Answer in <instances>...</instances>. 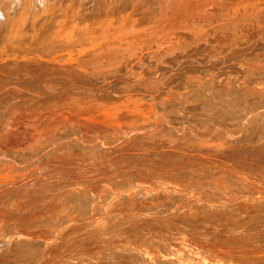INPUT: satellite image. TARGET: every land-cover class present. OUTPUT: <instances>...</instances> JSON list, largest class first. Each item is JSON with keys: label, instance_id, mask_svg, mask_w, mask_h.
Here are the masks:
<instances>
[{"label": "rangeland", "instance_id": "374dc122", "mask_svg": "<svg viewBox=\"0 0 264 264\" xmlns=\"http://www.w3.org/2000/svg\"><path fill=\"white\" fill-rule=\"evenodd\" d=\"M190 1L192 5H196L200 0ZM157 2L158 0H132L129 4L117 6L115 10V2L110 1L106 13L109 19L104 21L112 27L119 26L121 22L125 27L131 26L132 22L135 23V27L147 25L150 19L139 23L138 13L152 12L154 6L158 5ZM80 4V0H62L52 4V17L44 25H39V28H43L40 35L39 31L37 32L36 41L40 37L42 41L48 37L49 25L53 21L67 22L76 10L80 9ZM114 13L118 16H114ZM173 13L174 9L169 6L167 17ZM242 15L241 12L240 16ZM175 16L179 18L177 14ZM237 16L239 17L234 14L230 19L236 20ZM251 22L250 20L237 22V27L250 23L248 36L250 35L254 43L263 41L264 15L258 18V23L257 19ZM66 26V24L62 25V27ZM252 32L254 35H251ZM118 35V31H112L107 34V38L111 40ZM259 51L256 50L253 54ZM39 55L43 57L42 54ZM5 56L10 59L8 54ZM251 57L252 55L247 52L245 56L239 58V63ZM187 61L181 62L183 66L179 65L180 70L188 69L193 65ZM230 63L229 66L234 64V62ZM136 68L140 69V67ZM180 70L178 68L179 72L183 71ZM211 74L217 75L216 78L221 79V86H225L226 89H230L232 84H239L247 76L241 70H233L223 65L213 67ZM158 76L159 74L156 78ZM19 83L16 85L20 87L21 93L29 92V89H26V92L23 90L28 88L26 83L24 85L26 87L21 85L24 88ZM168 85L174 88V91L177 89L173 84ZM15 87L13 82L4 83L0 77V100L8 101L3 103L5 107L0 116V226L9 227L0 234V237L16 240L23 235L28 240L35 239L43 243L54 241L64 225L59 227L57 234L54 235L49 231L53 225L46 223L47 217L75 214L74 205L77 200L75 194L86 192L95 201L104 197L103 193L109 197L99 216H87L89 223L85 228L69 229L65 238H62L60 247L53 248L44 260L39 259L36 264H78L80 255L96 250L103 239L134 238L140 241L152 238L156 234L160 235V239L165 244L178 251L186 244L201 251L204 254L202 257L195 256L196 259H200L196 261L197 264H264L262 263L264 243L258 244L256 241L263 235L262 232L241 224L240 220L243 217L230 211L231 208L217 206L220 203L229 204L234 198L235 203L234 200L232 203L235 208L246 211L259 200H264V149L262 151L254 149L253 152L230 148H227L230 149L229 151L215 150L216 148H208L211 145L205 141L196 140V134L204 133L209 123L216 125L217 121H222V127H232L230 116L236 108L212 102L202 107L203 116L208 122L198 123L196 110L190 109L181 113L179 123L171 117L175 116L174 109L179 107L180 103L162 102L166 95L165 84L162 83L154 89L155 91L146 92L150 95L158 94L157 98H162L161 108L157 98L152 100V112L155 111L156 115L151 114L138 120L135 116L129 115L133 107V102L130 101L144 93L132 97L130 92H122L117 87L114 91L120 95L118 100L108 104L102 100L91 99L94 105L89 108L80 106V109H77L79 103H82L76 98L80 95L79 92L66 93L62 97L40 103L37 102L39 99L42 101L41 96L35 99L28 96L27 99L21 94L26 99L20 102L17 95L18 97L21 95L17 94ZM66 90L68 87L63 89ZM38 91L43 94L47 88L40 87ZM50 96L46 95L42 98L47 100ZM194 99L195 97H192L189 102L194 103ZM126 106L127 112H124L123 107ZM52 107L66 109L70 114L64 117L61 123L52 121ZM46 109H50L51 112L45 113ZM36 112L41 117L37 118L34 115ZM98 112L117 117L116 121L121 123V127H96L94 123H88L89 117ZM144 113L150 114L145 111ZM157 114L160 120H156ZM29 115L31 119L26 117ZM11 119L25 121L22 131L27 132L31 139L29 151L24 152L16 146L9 145V141L5 138L7 126L10 131H15L11 126L13 124ZM162 119H169L170 122H163ZM184 119L187 121H182ZM62 124L74 126L75 130L79 131L70 134L80 135L83 138L84 152L73 154V159L69 161H63L62 157L66 153L71 154L73 151L71 146L74 144L70 143L71 137L66 134ZM171 124L173 127L179 125L181 129L186 128L174 130ZM12 133H15L13 134L15 136L19 134L16 131ZM256 136H260V133ZM181 137L188 138L184 145L179 143ZM188 142L195 144L194 147L187 145ZM192 156L207 157V159L202 160L205 162L201 163ZM208 161L213 164H209ZM260 161L262 165H255ZM222 177L231 178L240 185L239 188L229 191L233 198L220 193L221 188L217 185L214 190L203 189L209 184H217ZM135 190L140 192L135 194ZM123 191L127 193H122ZM175 191L182 194L201 191L198 197L211 203L212 207L200 219L189 220L184 214L187 211L186 214L190 212L189 215H193L194 212L191 210L193 206L188 211L187 200L175 201ZM226 197H229L230 201ZM152 201L161 203L166 218L163 222L172 228L156 225L154 229L146 225L144 215L150 209L146 208L144 203ZM233 205L229 207L234 208ZM175 211L178 214H174ZM88 212L92 214L91 210ZM111 217H114V220H111ZM205 231L208 235H205ZM4 245L6 242H2V246ZM147 247L151 252L157 253L153 245ZM0 253L4 252L0 250ZM164 254L167 253L163 252ZM22 259V254L5 257L6 262L13 264ZM90 259L93 257L91 256ZM0 264L5 263L0 261Z\"/></svg>", "mask_w": 264, "mask_h": 264}, {"label": "bare ground", "instance_id": "6f19581e", "mask_svg": "<svg viewBox=\"0 0 264 264\" xmlns=\"http://www.w3.org/2000/svg\"><path fill=\"white\" fill-rule=\"evenodd\" d=\"M61 1L0 0V33L3 32L0 34V77L4 83L13 82L17 94L20 93L19 96L24 94L26 98L29 96L34 99L41 96L42 101L39 99L37 102L40 103L48 102L55 97H62L66 93L79 92L80 95L76 98L82 102L77 107L80 109V106L89 108L94 105L91 99L102 100L108 104L118 100L120 95L114 91L118 87L122 92H130L132 97L144 93L130 101L133 102V107L129 115H133L139 120L151 116V114L156 115L155 111L152 112V100L156 99L158 94L156 96L146 94V92H153L158 85L164 83L166 95L162 102L180 103V106L174 109L175 116L171 117L179 123L181 122L179 118L181 113L190 109L196 110L198 123L208 122V119L203 116L202 107L212 102L236 108V111L230 116L232 127L224 128L222 127L223 122L217 121L216 125L209 123V126L205 127L204 133L196 134V140L205 141L211 145L208 148L245 152L264 149V40L257 43L251 40L250 35L248 36L250 23L243 27H237V22L246 20L251 22L257 19L258 23V18L264 15V0L253 2L200 0L196 5H192L190 0H158V5H153L152 12L138 13L139 23L150 19L147 25L139 27H135L134 22L127 27L123 26V22L117 27H112L111 24L104 21V19H109L106 13L110 7V1L115 2L116 10L117 6L129 4L132 0H80V9L76 10V13L67 22L53 21L49 25L48 37L44 41L41 40V37L36 41L37 32L39 31L40 35L43 28H39V25H44L52 17V4ZM169 6L174 9V13L167 17ZM241 12L242 16H240ZM234 14L239 17L237 16L236 20H231L230 18ZM114 16H118V14L114 13ZM63 24L67 26L62 27ZM112 31H118L119 35L110 40L107 38V34ZM251 35H254L253 32ZM256 50L260 51L253 54ZM247 52L252 57L246 59V63L245 61L239 63V58L245 56ZM5 54H8L10 59ZM186 59L193 65L190 63V66L192 65L190 68H182L181 70H184L181 71L179 65L184 60L186 63ZM189 61L187 62L189 63ZM230 62H234V64L229 66ZM220 65L233 70H241L247 76L239 84H232L230 89H226L225 86H221V79L216 78L217 75L211 74L213 67ZM136 67H140V69ZM187 67L189 66L187 65ZM178 68L181 72L178 71ZM158 74L159 76L156 78ZM18 83L20 86L27 84L28 88L21 87L25 92L26 89H29L30 93H21L20 87L16 85ZM168 84H173L177 89L174 91V88ZM56 85L58 86L55 87ZM40 87L47 88V91L40 94L38 91ZM67 87L68 90L63 91ZM54 91L57 92L53 93ZM44 94L51 96L46 100L42 98L46 96ZM159 94L161 95V93ZM21 96L17 95L20 102L26 99ZM192 97H195L194 103L189 102ZM161 99L157 98L159 107ZM5 100H0V116L5 107L3 103L8 102ZM53 109L52 107V121L55 122L61 123L62 119L70 114V111L66 109ZM41 110L44 112L43 108ZM123 110L127 112V106L123 107ZM144 111L150 112V114L147 115ZM50 112V109L45 110L47 114ZM37 114L39 113H34L37 118L41 117L40 114V116ZM158 116L159 114H157L156 120H160ZM26 117L31 119L30 115ZM117 119L115 116L98 112L92 114L87 121L94 123L96 127L115 126L119 128L121 123L116 121ZM162 121L170 122L169 119H162ZM11 122H13L11 126L19 134L18 137L13 135L15 133L12 132L15 131H10L7 126L5 138L9 141V145L16 146L24 152L29 151L31 139L27 132L22 131L25 121L11 119ZM62 125L66 134L71 137L70 143L74 144L71 146L73 149L71 154L66 153L62 157L63 161H69L73 159V154L84 152L83 138L80 135L70 134L79 131L75 130L74 126ZM178 126L173 127L171 124L174 130L186 128L181 129ZM172 132L175 131L172 130ZM258 133L260 136L257 137ZM187 139L181 137L179 143L184 145ZM209 139L212 140V143ZM187 145L194 147L195 144L188 142ZM192 158L201 161V163L202 160L207 159V157L201 156H192ZM206 164L208 163L206 162ZM209 164H213V162ZM255 165H262L261 161ZM216 185L221 188L220 193L231 196V198L234 196L230 195L229 191L240 187L233 179L222 177L217 184H209L203 189L214 190ZM126 190L130 192L127 187ZM127 191L122 193H127ZM139 192L140 190H135L134 193ZM200 192L182 194L175 191V201L187 200L188 211L193 206V209L190 208L194 212L193 215H189L190 212L186 214L187 211L184 214V217L189 220L200 219L212 207L211 203L200 199V196L198 197ZM102 195L104 197L95 201L86 192L75 194L77 199L74 205L75 214L72 216H48L46 223L53 225L49 231L54 235L57 234V229L64 225L59 230L60 233L55 236L56 239L51 242L47 241L48 244L35 239L28 240L23 235L16 240L0 237V250L4 252L0 253V261L5 264H13L6 262L5 257H16L18 254H22L23 259L17 261L16 264H36L39 259L44 260L49 251L60 247L62 238H65L69 229L73 230V227L75 229L85 228V225L89 223L86 219L87 216L101 214L106 201L109 200L105 193ZM226 198L230 201L229 197ZM232 201L235 203L234 198ZM232 201L229 204L220 203L217 206L231 208L230 211L241 215L243 217L240 220L241 224L260 230L263 235L256 241L258 244L264 243V200H259L257 204L246 211L236 209ZM231 204L235 209L229 207ZM144 206L150 209L144 215L147 226L154 229L156 225L172 228L163 222L166 218L160 202L152 201L144 203ZM90 210L92 214H89ZM174 214H178V212L175 211ZM111 220H114V217H111ZM8 229V226L1 225L0 234ZM205 235H208L207 231H205ZM2 242H6V245L2 246ZM147 245H153L157 249V253L151 252ZM163 252L167 254L163 255ZM203 255L201 251L190 244L184 245L178 251L165 244L160 239V235L156 234L152 238L140 241L134 238L103 239L96 250L82 253L78 264H197L196 261L200 259H196V257ZM91 256L93 259H90Z\"/></svg>", "mask_w": 264, "mask_h": 264}]
</instances>
